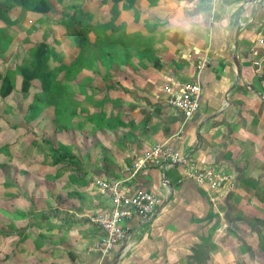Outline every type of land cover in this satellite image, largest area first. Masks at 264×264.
<instances>
[{"label":"crops","instance_id":"crops-1","mask_svg":"<svg viewBox=\"0 0 264 264\" xmlns=\"http://www.w3.org/2000/svg\"><path fill=\"white\" fill-rule=\"evenodd\" d=\"M157 1L158 14L165 23L155 39H159L158 46L167 49L166 40L171 36L183 44L178 43V55L154 58V65H148L150 72L135 73L140 91L132 92L136 106L129 113L128 124L125 122L131 130L125 142L132 154L130 163L155 145L167 144L184 156L223 168L230 182L219 193L206 191L183 178V170L174 165L142 171L127 181L124 187L129 195L147 191L166 204L154 217L126 224L130 237L118 264H195L188 258L194 257L193 251L204 241L211 246L207 264H217L222 257L223 264H228L224 259L231 254L229 243H239L238 238L253 249L257 259L262 249L258 245L264 239V0ZM107 2L85 0L84 5L102 16ZM238 25L237 59L242 79L235 84L233 51ZM205 57L209 63L198 77L200 111L185 120L167 105L168 94L162 87L195 81V65ZM126 168L115 178H125ZM108 208L106 203L104 210ZM101 234L99 231L98 239ZM81 240L86 239L77 244ZM81 252L80 248L76 253ZM68 257L76 264L75 254ZM83 261L109 262H100L98 256L86 251ZM59 263L55 258L45 264Z\"/></svg>","mask_w":264,"mask_h":264},{"label":"rangeland","instance_id":"rangeland-1","mask_svg":"<svg viewBox=\"0 0 264 264\" xmlns=\"http://www.w3.org/2000/svg\"><path fill=\"white\" fill-rule=\"evenodd\" d=\"M31 2L0 0V11L10 10L8 17L0 19V74L10 72L15 79L13 93L0 98V264H19V260L45 264L55 258L59 264H71L70 253L77 256L76 264H82L85 251L102 233L91 218L109 204L93 185L99 178L96 172L112 179L131 165L132 154L125 144L131 130L125 124L136 106L132 92L140 91L139 77L132 67L93 65L95 73L87 74L66 95L71 100L62 98V116L59 109L46 106L43 94L34 89L21 92L16 67L29 59L39 43L53 46L55 40H64V30L55 24L63 5L48 0L51 11L41 15L30 10ZM68 3L83 6L85 0ZM157 41L153 43L157 61L167 54L178 55L175 37H167V49ZM148 69L145 65L140 71ZM168 88L172 86L164 85L162 90ZM56 149L73 155L79 165L55 164ZM80 239L86 240L77 244ZM252 245L256 250V243ZM229 247L231 254L224 259L228 264L236 259L264 264L262 238L257 259L253 249L249 256L242 242ZM80 248L82 252L76 253ZM222 259L217 264H223Z\"/></svg>","mask_w":264,"mask_h":264},{"label":"trees","instance_id":"trees-1","mask_svg":"<svg viewBox=\"0 0 264 264\" xmlns=\"http://www.w3.org/2000/svg\"><path fill=\"white\" fill-rule=\"evenodd\" d=\"M58 3L63 5L64 11L55 24L64 30V40H55L53 46L39 43L31 50L29 59L16 67L21 79V92L28 93L34 89L43 94L46 106L59 109L62 116V98L71 100L66 95L87 74L95 73L93 65L116 69L132 67L135 73H140L145 65H154L153 43L158 32L165 28L158 14L160 5L157 0H108L102 16H96L89 6L68 5V0H58ZM30 10L47 15L51 5L48 0H32ZM9 11H0V19L8 17ZM178 43L183 44L180 40ZM14 90L12 74H0V98L6 99ZM54 153L55 164L79 165L76 158L65 150L56 149ZM96 175L105 177L107 174L97 171ZM238 239L245 244L241 238ZM209 245L206 241L201 243L193 251L194 257L189 256V262L207 264ZM245 246L250 251V246ZM246 264H252V260Z\"/></svg>","mask_w":264,"mask_h":264},{"label":"built area","instance_id":"built-area-1","mask_svg":"<svg viewBox=\"0 0 264 264\" xmlns=\"http://www.w3.org/2000/svg\"><path fill=\"white\" fill-rule=\"evenodd\" d=\"M253 54L256 55V51ZM208 63L206 57L197 62L194 68L195 81L174 82L172 88L165 91L168 94L167 105L182 114L185 120L192 119L200 111L202 86L198 77ZM254 64L260 65L259 62ZM175 163H181L179 167L183 170V178L206 191L219 193L230 182L229 175L221 167L184 156L167 144L155 145L126 168L125 178H95L94 187L106 197L110 205L104 212L91 218V222L101 229L102 237L89 248L88 253L98 256L100 262L110 261L114 250L130 237V229L126 224L148 220L160 206L161 200L156 194L138 190L129 195L124 187L125 183L135 179L142 171L151 168L166 170Z\"/></svg>","mask_w":264,"mask_h":264},{"label":"water","instance_id":"water-1","mask_svg":"<svg viewBox=\"0 0 264 264\" xmlns=\"http://www.w3.org/2000/svg\"><path fill=\"white\" fill-rule=\"evenodd\" d=\"M252 2L254 3V2H256V0H252ZM240 25H238V27H237V30L235 31V34H234V51H233V63H234V65H235V67H236V74H237V76H236V80H235V84L236 83H238L241 79H242V75H241V67H240V64H239V61H238V59H237V48H238V36H239V31H240ZM233 89V88H232ZM227 104L229 105V102L227 101ZM197 140H198V142H199V136H197ZM181 165V163H176V164H174V166H180ZM165 176L166 175H164V179H165ZM165 181V180H164ZM165 204H166V202H164L163 204H161L158 208H157V210H156V212L153 214V216L152 217H154L164 206H165ZM151 217V218H152ZM125 248H126V244L124 243V244H122V246L118 249V251H117V253L111 258V260L108 262V264H118V262H119V260H120V258H121V256L123 255V252H124V250H125Z\"/></svg>","mask_w":264,"mask_h":264}]
</instances>
